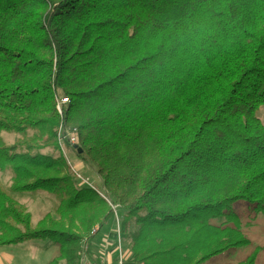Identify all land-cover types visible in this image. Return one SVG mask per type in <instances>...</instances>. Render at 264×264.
I'll return each mask as SVG.
<instances>
[{
  "label": "trees",
  "instance_id": "obj_1",
  "mask_svg": "<svg viewBox=\"0 0 264 264\" xmlns=\"http://www.w3.org/2000/svg\"><path fill=\"white\" fill-rule=\"evenodd\" d=\"M58 97L76 158L123 210L120 231L136 227L127 264H205L251 244L234 204L264 214V0H0V247L51 240L48 264H78L111 209L75 184ZM37 192L58 220L33 227L13 196Z\"/></svg>",
  "mask_w": 264,
  "mask_h": 264
},
{
  "label": "rangeland",
  "instance_id": "obj_2",
  "mask_svg": "<svg viewBox=\"0 0 264 264\" xmlns=\"http://www.w3.org/2000/svg\"><path fill=\"white\" fill-rule=\"evenodd\" d=\"M257 117L264 124V106L259 108ZM1 137L7 146L14 145L17 139L16 135L6 133H3ZM42 154L54 157L56 156V154H52L50 150H44L42 151ZM72 156V162L76 164L75 165L73 163L75 169L81 176V178H77L74 176L72 171H70L75 179L76 186L78 188H84L90 187L91 185L99 192L104 193L102 181L97 176L95 168L89 164H84L83 162L79 161L73 153ZM10 178L11 174L9 172L0 171V185L4 189L8 188L10 184ZM81 179L83 181H80ZM85 180H87L89 184L85 183ZM13 198L17 203L21 204L27 212L31 214V225L33 227H36L38 223L45 219V217L48 215H50L53 219L58 220L56 209L59 203L52 195L43 192H37L33 194L26 193L14 195ZM234 209L239 216L240 228L243 234L250 240L251 244L249 246L231 250L218 255L205 264H238L256 250L258 254L255 264H264V214L253 212V208L244 201L236 202L234 204ZM123 216V210L120 208L117 209L116 214L111 211L109 217H107L105 221H102V226L96 225L92 228L94 229L98 227L99 229V232L93 238V240L109 236V238H113L115 241V232L117 231L118 227L120 228ZM210 223L213 225H222L224 223V219H212ZM135 229L136 227L132 224L129 227L127 233L123 234L120 231L124 249L128 254L126 263H128L131 259L130 233L134 232ZM111 240L107 242H111ZM113 246L114 245H112V247ZM99 247L100 243L97 244L96 248L98 252H100ZM112 247L108 243H105V245L101 244L100 248L107 253ZM2 249L16 254L15 257L13 256V259L11 258L8 260L9 264H12V262L13 264H48L59 255V247L56 246L51 240H31L14 246H4ZM99 255L101 254L96 253L93 257L91 256V259L98 262L100 261V259L97 258ZM0 264H4L3 258ZM59 264H64V262L61 261Z\"/></svg>",
  "mask_w": 264,
  "mask_h": 264
},
{
  "label": "built area",
  "instance_id": "obj_3",
  "mask_svg": "<svg viewBox=\"0 0 264 264\" xmlns=\"http://www.w3.org/2000/svg\"><path fill=\"white\" fill-rule=\"evenodd\" d=\"M69 104V100L67 98L58 97L56 102V111L59 115L60 122L56 129V139L57 143L60 147L61 153L65 158L67 165L70 168V171L74 174L75 177L81 178V176L77 173L74 162H72V153L76 157V148H79V133L75 127L66 126L63 120V115L66 109V106ZM74 163V164H73ZM76 165V164H75ZM80 181H83L82 179ZM89 184L87 180L84 181ZM90 188L94 189L100 198L105 200L109 205L111 211L116 214L119 205L115 204L110 200V198L106 195V193L99 192L95 187L90 185ZM99 232L98 227L91 230L89 237H84L81 240V247L79 253L78 264H109L104 261H93L91 259L90 254V245L93 241V238ZM115 241H114V253H115V264H127V252L124 249V244L121 237L120 228L118 227L115 232Z\"/></svg>",
  "mask_w": 264,
  "mask_h": 264
},
{
  "label": "crops",
  "instance_id": "obj_4",
  "mask_svg": "<svg viewBox=\"0 0 264 264\" xmlns=\"http://www.w3.org/2000/svg\"><path fill=\"white\" fill-rule=\"evenodd\" d=\"M72 160H73V158H72ZM105 237L94 239L92 241V243L90 245V256L93 257L96 253H100L101 255H99V257H97L98 259H100V261H104V262H107L109 264H115V253H114V248L112 247V245L114 244V239L113 238H109V236H105ZM110 240H111V242H107V241H110ZM103 242L108 243L112 247V248H110V250L107 253L100 248L101 244L105 245V243H103ZM99 243H100V247H99V251L100 252H98L96 250L97 244H99ZM15 255H16L15 253L8 252L7 250L2 249V247H0V263H1L2 258H3L4 264H9L8 260L11 259V258L13 259V256L15 257ZM8 256H9V258H8ZM12 264H13V262H12Z\"/></svg>",
  "mask_w": 264,
  "mask_h": 264
},
{
  "label": "water",
  "instance_id": "obj_5",
  "mask_svg": "<svg viewBox=\"0 0 264 264\" xmlns=\"http://www.w3.org/2000/svg\"><path fill=\"white\" fill-rule=\"evenodd\" d=\"M76 152L77 153H81V149L80 148H76Z\"/></svg>",
  "mask_w": 264,
  "mask_h": 264
}]
</instances>
